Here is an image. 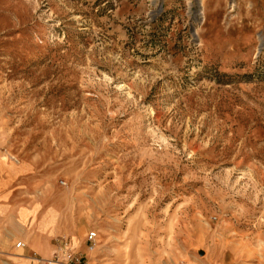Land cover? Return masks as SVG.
<instances>
[{
    "label": "rangeland",
    "instance_id": "obj_1",
    "mask_svg": "<svg viewBox=\"0 0 264 264\" xmlns=\"http://www.w3.org/2000/svg\"><path fill=\"white\" fill-rule=\"evenodd\" d=\"M11 170L0 264H264V0H0Z\"/></svg>",
    "mask_w": 264,
    "mask_h": 264
},
{
    "label": "crops",
    "instance_id": "obj_2",
    "mask_svg": "<svg viewBox=\"0 0 264 264\" xmlns=\"http://www.w3.org/2000/svg\"><path fill=\"white\" fill-rule=\"evenodd\" d=\"M24 172V170H18L14 171L11 170L10 174L4 175L3 177V186H0V231L3 234L4 237H7L11 234H13V237L10 238H16L17 236L21 237L22 239H25L24 241L29 240L31 242V249L36 251V253H42L45 250V247H43V243L41 242L42 239L38 238V231L41 229L47 228L49 231L52 226L47 225L48 222V216L44 219H39L37 214V204H31V205H25L20 206L18 208L15 207L12 197H13V187L15 185L25 188V190L32 191L35 187L31 181H28L29 179H26L25 177L21 178V174ZM26 179V180H24ZM20 184V185H19ZM7 197V198H6ZM21 209H24V213L28 219L33 218V213L36 209V218L34 224L30 227V229H21L19 225L17 224H9L8 221H11L13 219L16 220V218L19 216V211ZM12 218L7 219L6 218ZM6 224L10 226V230L7 229ZM32 229H35L37 231V234L33 237V233L31 232ZM22 241V242H24ZM20 242V241H19ZM26 244V242H24ZM27 247V244H26ZM25 249V248H24ZM27 264H31V261L28 259L26 260Z\"/></svg>",
    "mask_w": 264,
    "mask_h": 264
},
{
    "label": "built area",
    "instance_id": "obj_3",
    "mask_svg": "<svg viewBox=\"0 0 264 264\" xmlns=\"http://www.w3.org/2000/svg\"><path fill=\"white\" fill-rule=\"evenodd\" d=\"M98 239V233L96 231H91L87 235L86 243L92 248V245L96 243ZM17 249L26 248V244L22 241L16 244ZM79 252L76 248L68 241H61L58 254L54 257L53 261L56 263L64 264H95L93 262L85 260L84 256L79 257Z\"/></svg>",
    "mask_w": 264,
    "mask_h": 264
},
{
    "label": "water",
    "instance_id": "obj_4",
    "mask_svg": "<svg viewBox=\"0 0 264 264\" xmlns=\"http://www.w3.org/2000/svg\"><path fill=\"white\" fill-rule=\"evenodd\" d=\"M203 254V252L201 253V255Z\"/></svg>",
    "mask_w": 264,
    "mask_h": 264
}]
</instances>
